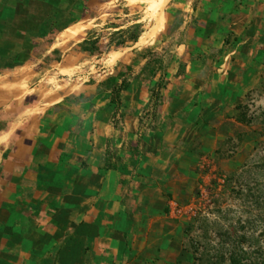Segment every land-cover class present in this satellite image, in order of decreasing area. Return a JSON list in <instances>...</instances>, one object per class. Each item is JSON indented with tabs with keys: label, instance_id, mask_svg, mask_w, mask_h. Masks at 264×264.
<instances>
[{
	"label": "crops",
	"instance_id": "1",
	"mask_svg": "<svg viewBox=\"0 0 264 264\" xmlns=\"http://www.w3.org/2000/svg\"><path fill=\"white\" fill-rule=\"evenodd\" d=\"M156 1H94L0 71V264H179L205 161L245 159L264 0Z\"/></svg>",
	"mask_w": 264,
	"mask_h": 264
},
{
	"label": "rangeland",
	"instance_id": "2",
	"mask_svg": "<svg viewBox=\"0 0 264 264\" xmlns=\"http://www.w3.org/2000/svg\"><path fill=\"white\" fill-rule=\"evenodd\" d=\"M94 1L0 0V71L33 60L41 45L79 20ZM166 1H156L153 8ZM238 116L247 122L245 159L233 163L222 155L205 161L189 207L180 212L186 223L179 264H231L235 254L247 264V249L256 259L264 256L263 237H247L258 236L264 224V84L249 95Z\"/></svg>",
	"mask_w": 264,
	"mask_h": 264
},
{
	"label": "trees",
	"instance_id": "3",
	"mask_svg": "<svg viewBox=\"0 0 264 264\" xmlns=\"http://www.w3.org/2000/svg\"><path fill=\"white\" fill-rule=\"evenodd\" d=\"M143 30L144 29L142 27V24H136L133 26V29L125 30L123 32H118L119 34L116 36V40L118 41V43H121V44L125 43L126 41H138L139 36L142 34ZM152 63H153V66H151ZM162 65L163 63L161 59L157 55H153V57L151 58V63L148 64L149 72L152 74H156L159 70L163 69ZM163 83L164 82L161 80L155 84L153 88V95H155V93L157 92V89L160 91V89L163 86ZM123 84H125V82ZM105 86L107 88H112L114 91L116 90L119 91L120 89L115 78L108 80L105 83ZM239 109L241 110L242 106H239ZM238 119L243 122V119L241 117L238 116ZM247 237H263V242H264V224L258 236L248 235L247 233ZM230 261H231V264H241L242 263V261L240 260V257L236 254L231 255ZM247 264H264V256L262 257V259H256L255 256L252 255V253H250V251L247 249Z\"/></svg>",
	"mask_w": 264,
	"mask_h": 264
},
{
	"label": "clouds",
	"instance_id": "4",
	"mask_svg": "<svg viewBox=\"0 0 264 264\" xmlns=\"http://www.w3.org/2000/svg\"><path fill=\"white\" fill-rule=\"evenodd\" d=\"M0 142H3L2 140H0Z\"/></svg>",
	"mask_w": 264,
	"mask_h": 264
}]
</instances>
